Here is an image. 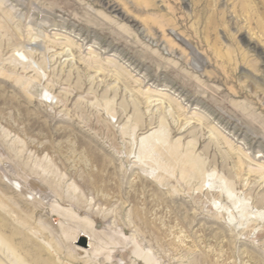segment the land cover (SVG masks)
I'll return each mask as SVG.
<instances>
[{
	"label": "rangeland",
	"instance_id": "374dc122",
	"mask_svg": "<svg viewBox=\"0 0 264 264\" xmlns=\"http://www.w3.org/2000/svg\"><path fill=\"white\" fill-rule=\"evenodd\" d=\"M257 213L264 0H0V264H264Z\"/></svg>",
	"mask_w": 264,
	"mask_h": 264
},
{
	"label": "bare ground",
	"instance_id": "6f19581e",
	"mask_svg": "<svg viewBox=\"0 0 264 264\" xmlns=\"http://www.w3.org/2000/svg\"><path fill=\"white\" fill-rule=\"evenodd\" d=\"M87 40V38H85L82 42H83V44L85 43V41ZM105 51L107 52V53H110V52H112L113 51V49L110 47V46H108L106 49H105ZM196 58V57H195ZM199 60V59H198ZM131 64V66L132 67H134L135 69L136 68H138V66L134 63V62H131L130 63ZM139 69V68H138ZM181 93V92H180ZM182 93H183V91H182ZM181 93V94H182ZM183 95V94H182ZM187 101H188V104L190 103H192V101L188 98V99H186ZM134 129V128H133ZM133 131V130H132ZM132 133V132H131ZM157 134V133H156ZM237 135V134H236ZM151 140H156L157 142L160 140L159 138H158V136H156V135H149V136H147V137H143V138H141L140 139V141H139V143H140V146L142 147V146H146L147 147V145L148 144H151L150 142H151ZM162 140H163V138H162ZM163 142V141H162ZM163 144H165V143H163ZM154 145V144H153ZM188 150V149H187ZM191 154V153H190ZM181 156V155H180ZM187 157V156H186ZM159 158V157H158ZM192 157H190V159L189 158H187L188 159V162H189V164L192 166L191 168L193 169V168H195L196 170H197V172L198 173H201V168H200V165L197 163V161L195 162V160L193 161L192 159H191ZM201 161V160H200ZM200 163V162H199ZM188 164V165H189ZM185 165V164H184ZM202 167V166H201ZM203 168V167H202ZM205 176V175H204ZM211 178V177H210ZM206 182V181H205ZM226 191V190H225ZM228 194H232V193H230V191H228ZM257 215L259 216V217H261V218H263L264 217V213H257ZM85 235V234H84ZM89 235V234H88ZM85 236H87V235H85ZM18 262V264H19V260L17 261Z\"/></svg>",
	"mask_w": 264,
	"mask_h": 264
},
{
	"label": "water",
	"instance_id": "95a60500",
	"mask_svg": "<svg viewBox=\"0 0 264 264\" xmlns=\"http://www.w3.org/2000/svg\"><path fill=\"white\" fill-rule=\"evenodd\" d=\"M86 245H87L86 240H85V239H81V241H80V246H81V247H86Z\"/></svg>",
	"mask_w": 264,
	"mask_h": 264
}]
</instances>
